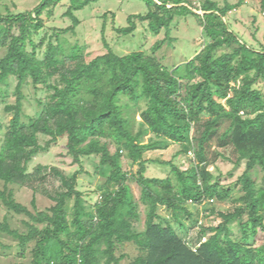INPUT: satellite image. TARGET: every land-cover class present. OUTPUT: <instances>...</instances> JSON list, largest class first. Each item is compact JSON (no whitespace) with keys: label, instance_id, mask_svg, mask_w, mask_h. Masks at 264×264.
Segmentation results:
<instances>
[{"label":"trees","instance_id":"trees-1","mask_svg":"<svg viewBox=\"0 0 264 264\" xmlns=\"http://www.w3.org/2000/svg\"><path fill=\"white\" fill-rule=\"evenodd\" d=\"M61 1L42 0L33 11L19 14L0 11V42L6 48L0 60V95L12 78L18 81L15 104L4 109L12 119L5 132L0 125V205L29 219L25 232L12 228L7 217L0 220V233L18 244L21 261L14 264H122L127 256L117 252L124 244L139 250L129 264H264V177L257 182V170L264 172V48L249 46L226 22L243 0L235 5L225 0L223 6L215 0H143L147 12L129 16L128 27L114 28L127 37L138 22L147 23L154 36L165 30L164 41L173 45L174 21L197 18L204 46L192 60L173 68L145 51L120 56L105 38L108 52L91 61L82 46L60 34L56 44L47 36L36 43L43 15L51 17ZM70 2L66 16L73 25L64 33H75L80 25L75 13L91 0ZM261 8L264 12V0ZM46 42L40 59L38 51ZM26 85L47 93L27 122ZM40 137L49 138L44 146ZM62 139L80 169L71 176L43 165L29 172L34 157ZM172 146L179 147L175 158L190 157L188 169L174 161L145 159L149 152ZM124 156L138 166L135 175L124 170ZM84 159L94 165L95 175L105 178L95 202L78 187L79 177L87 174ZM219 160L236 169L244 165L237 182L223 185L214 176L210 167ZM149 164L168 166L170 174L149 177ZM51 177L60 182L59 189L41 191ZM130 182L141 188L139 201ZM10 186L33 191L34 211L16 201ZM238 187L242 194L234 199V211L218 213V226L202 227L203 240L193 248L174 223L186 235L184 220L196 222L201 206L232 199ZM39 193L54 205L39 211ZM141 205L146 219L139 232ZM210 211L216 213L214 207Z\"/></svg>","mask_w":264,"mask_h":264},{"label":"rangeland","instance_id":"rangeland-1","mask_svg":"<svg viewBox=\"0 0 264 264\" xmlns=\"http://www.w3.org/2000/svg\"><path fill=\"white\" fill-rule=\"evenodd\" d=\"M42 0H0V11L3 14H19L23 12L33 11L41 4ZM196 1V0H195ZM199 1V0H197ZM221 6L225 4V0H215ZM230 4H238L241 0H227ZM71 5L70 0H62L53 10V15L49 17L46 13L42 19L44 28L38 33L35 38L36 43H39L44 36H47L48 41L56 44V36L62 35L70 44H79L84 48L86 61H91L98 56H102L108 52L105 46L104 38L114 52L120 56H124L133 52L145 51L148 54L155 55L158 60L168 68L183 65L192 60L203 48L206 38L203 34V29L197 18L193 16L177 18L172 25V37L175 39L173 45L165 42V30L157 36H154L147 31V23H137V30L131 36H121L117 34L114 28L128 27V17L131 15L144 14L148 11L147 5L143 0H91L88 6L77 11L75 15L80 20V25L75 33L64 31L72 27V20L66 16V13ZM203 14L202 12H199ZM107 14V17L105 15ZM226 22L242 41L256 49L264 48V12L261 8V0H243V4L236 10L229 13L226 17ZM106 29L103 30V27ZM48 42L39 49L38 56L44 58L46 46ZM159 45L156 51H153L155 45ZM6 48L0 42V60L5 56ZM18 81L15 78L10 80L9 85L5 88V95H0V125L1 132H5L12 119L11 114L5 112L6 105L15 104V88ZM262 87V86H260ZM25 95L24 101V121H28V117H34L39 110L38 100H44L47 93L43 90H35L32 85H26L23 88ZM140 127L139 119L136 121V130ZM0 132V141L3 134ZM49 138L40 137V143L44 146ZM67 140L62 139L57 144L52 145L48 151L41 152L34 157L29 165V172H33L39 165L47 167H57L66 175L71 176L80 168L72 163V158L67 155L66 149ZM115 149L112 148V152ZM179 147L172 146L167 151L149 152L145 155L147 160H160L162 162L174 161L176 165L182 169H188L191 166L190 157L179 156L175 158ZM123 168L128 174L135 175L138 171V166L134 165L126 156L122 160ZM83 168L87 174L79 177V189L84 192L92 202L98 199L97 190L105 182V178L95 175V167L88 159H84ZM211 172L216 178H220L223 185L233 184L242 176L245 167L235 168L231 163L219 160L215 165L210 167ZM257 174V182L261 184L264 177V172L259 168ZM170 174V168L159 164H149L147 176L165 178ZM135 199L139 201L141 188L135 182L129 183ZM60 182L55 178H50L46 184L41 186V191L54 192L59 189ZM15 194V199L18 203L26 206L31 211H34L31 205L34 193L27 188L10 186ZM241 187L236 188L232 199L220 203L215 202L212 206L206 205L200 207V216L196 222L184 220L188 228V233L185 235L178 224L174 223L177 232L196 248L200 240L199 232L202 227H216L222 219L218 213H232L237 206L234 199L242 193ZM37 207L39 211H45L52 207L54 203L44 194H37ZM214 207L216 213H212L210 208ZM207 208V209H206ZM163 216L167 213L165 210L161 212ZM5 217L9 219L12 228L20 232H25L27 227L24 222L29 221L26 216H18L9 214L0 205V220ZM146 208L140 206V221L136 226V230L142 232L145 228ZM247 221V216H244ZM235 234L240 235V232L235 228ZM260 238V242L262 240ZM259 242V243H260ZM19 248L14 239L8 235L0 233V264H14L21 261L18 258ZM124 254L127 258L122 264H129L138 255L139 250L134 244H124L119 247L117 255ZM30 256L29 252L27 254ZM29 260V259H28ZM27 260V261H28Z\"/></svg>","mask_w":264,"mask_h":264}]
</instances>
